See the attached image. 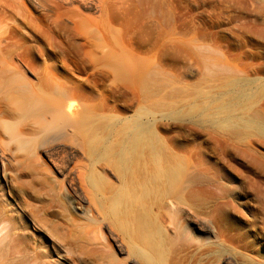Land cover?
I'll use <instances>...</instances> for the list:
<instances>
[{
    "label": "rangeland",
    "instance_id": "1",
    "mask_svg": "<svg viewBox=\"0 0 264 264\" xmlns=\"http://www.w3.org/2000/svg\"><path fill=\"white\" fill-rule=\"evenodd\" d=\"M55 1L47 0L45 8L32 5L30 25L20 23L0 34L17 48L14 62L24 60L41 71L49 67L76 83V103L91 107L98 121H115V127L135 118L151 122L170 150L196 165V176L207 181L206 204L176 210L153 203L158 224L171 233V213L178 214L174 220L181 224L200 218L247 229L250 223L260 224L264 172L239 142H253L264 159V137L255 129L253 116L256 111L264 114V27L242 32L237 39L232 24L218 12V0ZM210 3L215 7L213 19ZM10 46L0 48V83L8 75L1 66L11 58ZM26 76L35 81L31 74ZM226 103L231 110L224 114ZM226 122L248 131L241 140H231L223 131ZM67 138L63 142L70 150L81 142ZM38 154L45 159L41 149ZM31 175L18 171L17 179L8 182L0 170V182H5L0 206L16 219V202L25 212L27 204H41L42 186ZM84 203L75 199L69 207L77 211ZM102 232L105 238L93 233L89 240L85 235L79 238L78 264L128 261L127 238L114 227ZM106 241L111 247L98 245ZM117 244L124 251L118 252ZM213 247L220 249L217 243ZM101 257L107 261L101 263ZM201 257L196 264H209L214 252ZM237 264L247 263L239 258Z\"/></svg>",
    "mask_w": 264,
    "mask_h": 264
},
{
    "label": "bare ground",
    "instance_id": "2",
    "mask_svg": "<svg viewBox=\"0 0 264 264\" xmlns=\"http://www.w3.org/2000/svg\"><path fill=\"white\" fill-rule=\"evenodd\" d=\"M46 1L0 0V33L15 30L20 23L30 25L31 6L45 8ZM218 1V12L232 24L237 39L242 32L264 27V0ZM214 10L210 3L211 19ZM1 34L0 48L11 45V58L1 66L8 75L0 83V170L8 182L17 179L18 171L32 174L42 186V201L38 206L27 204L26 212L16 202L17 219L0 206V264H78L79 238H92V233L102 237L107 226L127 238L125 264H196L207 252H214L209 264H237L239 258L247 264H264L262 217L260 224L250 223L247 229L222 221L210 224L205 218L181 224L174 220L177 213L175 217L171 213L168 233L158 224L152 205L167 204L176 210L204 206L207 181L196 176V165L170 150L151 122L135 118L115 127V121H98L91 107L76 103V83L60 78L49 67L41 71L24 60L14 62L18 50ZM230 110L231 104L226 103L224 114ZM253 116L255 129L264 137V114L256 111ZM223 131L239 141L248 130L226 122ZM67 136L81 144L68 149L63 142ZM239 143L264 172V159L253 142ZM40 149L45 159L39 156ZM4 186L5 182L0 184V196ZM75 199L85 202L77 211L69 207ZM201 233L207 236L202 238ZM216 243L220 249L215 251ZM98 245L111 247L108 241ZM116 250L122 252L124 246L117 244Z\"/></svg>",
    "mask_w": 264,
    "mask_h": 264
}]
</instances>
